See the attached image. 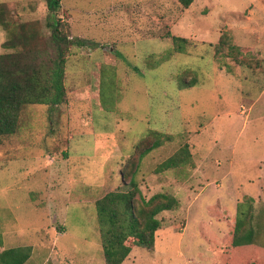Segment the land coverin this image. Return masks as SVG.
I'll list each match as a JSON object with an SVG mask.
<instances>
[{
    "label": "rangeland",
    "instance_id": "rangeland-1",
    "mask_svg": "<svg viewBox=\"0 0 264 264\" xmlns=\"http://www.w3.org/2000/svg\"><path fill=\"white\" fill-rule=\"evenodd\" d=\"M0 4L51 34L47 0ZM57 16L77 42L68 102L26 105L2 137L0 247L30 246L25 264H107L96 201L134 177L179 206L126 264H264V0H60ZM7 38L0 25V53ZM184 146L188 163L159 170ZM240 209L255 235L234 248Z\"/></svg>",
    "mask_w": 264,
    "mask_h": 264
},
{
    "label": "trees",
    "instance_id": "trees-1",
    "mask_svg": "<svg viewBox=\"0 0 264 264\" xmlns=\"http://www.w3.org/2000/svg\"><path fill=\"white\" fill-rule=\"evenodd\" d=\"M51 34L44 36L32 25L13 20L6 4H0V25L8 34L3 43L8 52L0 53V143L2 137L16 133L21 112L29 104L59 105L68 102L66 89L67 59L74 43L67 33L68 23L57 16L60 0H47ZM188 8L195 0H178ZM175 42L186 38L172 35ZM188 84V83H187ZM157 134V133H156ZM167 139L156 137L152 144L137 149L138 160ZM191 153L182 147L159 165L167 170L189 162ZM129 190L110 191L96 201L101 243L107 264H126L135 246L153 249L155 233L161 227L158 215L179 206L176 196L159 192L146 198L136 179ZM249 212L240 209L235 220L232 247L249 246L255 229L248 223ZM30 246L0 247V264H25L31 256ZM230 264H238L229 261Z\"/></svg>",
    "mask_w": 264,
    "mask_h": 264
},
{
    "label": "crops",
    "instance_id": "crops-1",
    "mask_svg": "<svg viewBox=\"0 0 264 264\" xmlns=\"http://www.w3.org/2000/svg\"><path fill=\"white\" fill-rule=\"evenodd\" d=\"M255 45H257V44H255ZM264 45V44H263Z\"/></svg>",
    "mask_w": 264,
    "mask_h": 264
}]
</instances>
